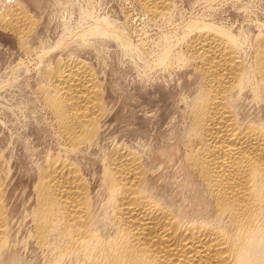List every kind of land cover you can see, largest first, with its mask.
Masks as SVG:
<instances>
[{
    "label": "rangeland",
    "instance_id": "rangeland-1",
    "mask_svg": "<svg viewBox=\"0 0 264 264\" xmlns=\"http://www.w3.org/2000/svg\"><path fill=\"white\" fill-rule=\"evenodd\" d=\"M147 7L143 0H0V170L15 242L6 264L48 259L30 237L31 217L38 179L56 159L79 168L101 224L111 221L102 178L116 149L141 156L146 191L161 206L182 217L208 216L210 193L185 161L202 89L201 62L189 48L194 32L218 27L234 36L246 70L237 107L264 119V86L251 72L255 42L264 35V0H167L157 12ZM64 59L85 61L97 79L101 113L97 135L87 142L69 141L49 106L57 93L49 72ZM107 228L112 234V225Z\"/></svg>",
    "mask_w": 264,
    "mask_h": 264
},
{
    "label": "bare ground",
    "instance_id": "bare-ground-1",
    "mask_svg": "<svg viewBox=\"0 0 264 264\" xmlns=\"http://www.w3.org/2000/svg\"><path fill=\"white\" fill-rule=\"evenodd\" d=\"M143 3L157 12L167 0ZM18 13L14 18L20 22ZM206 27L190 35L189 48L202 66V89L195 97L185 161L210 193L208 216L182 217L161 206L146 191L149 174L141 156L116 149L102 178L111 221L101 224L79 168L56 159L34 185L38 200L28 235L48 255L44 264H264V119L256 121L237 107L246 70L234 36ZM255 43L251 72L264 86V35ZM49 76L57 93L47 105L57 127L72 143L89 141L97 135L101 113L92 69L81 59H66ZM1 172L0 264H6L15 242Z\"/></svg>",
    "mask_w": 264,
    "mask_h": 264
}]
</instances>
